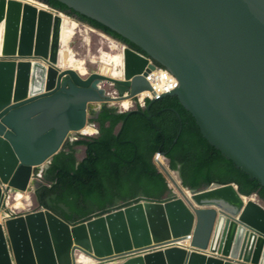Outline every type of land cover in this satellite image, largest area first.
<instances>
[{
  "label": "water",
  "instance_id": "1",
  "mask_svg": "<svg viewBox=\"0 0 264 264\" xmlns=\"http://www.w3.org/2000/svg\"><path fill=\"white\" fill-rule=\"evenodd\" d=\"M59 1L175 76L177 88L148 103L149 117L156 100L177 97L209 144L264 186V0ZM8 13L13 19L0 56V211L5 193L43 186L33 180L36 168L103 104L152 90L148 61L131 49L124 52L125 80L95 71L84 78L58 68L61 15L47 12L45 40V10L0 0V25ZM99 82L113 83L120 97L105 96ZM177 187L181 198L148 199L75 224L45 208L4 221L0 264H77L79 249L99 264H264L261 200L234 183Z\"/></svg>",
  "mask_w": 264,
  "mask_h": 264
},
{
  "label": "trees",
  "instance_id": "2",
  "mask_svg": "<svg viewBox=\"0 0 264 264\" xmlns=\"http://www.w3.org/2000/svg\"><path fill=\"white\" fill-rule=\"evenodd\" d=\"M44 1L139 50L116 32L70 9L67 4L59 0ZM150 111L151 117L139 107L119 114L115 108L103 106L91 120L99 128L98 135L82 138L72 145L67 143L53 157L43 176L45 185L35 194L36 205L75 224L141 200L161 201L169 187L153 163L156 152L165 154L170 169L179 172L183 185L192 191L213 183H234L241 194L258 195L264 202V186L209 144L194 116L177 97L156 101ZM76 146L85 148V157L80 163ZM90 178L95 179L92 190L73 186ZM99 191L107 194L99 195L96 193Z\"/></svg>",
  "mask_w": 264,
  "mask_h": 264
},
{
  "label": "rangeland",
  "instance_id": "3",
  "mask_svg": "<svg viewBox=\"0 0 264 264\" xmlns=\"http://www.w3.org/2000/svg\"><path fill=\"white\" fill-rule=\"evenodd\" d=\"M30 1H32L39 8L48 9L50 11V8H48V6H44V4H40L37 1L34 2V0H30ZM42 2L44 3L45 1H42ZM45 3L46 5L49 4L47 2ZM49 6L51 5L49 4ZM62 16H63V28H62L61 48H60V56H59V68L61 70L74 69L76 71H80V73L82 74H86L84 76H87L88 73L98 70L97 67H95L94 65L90 63V55H93L96 53L97 55L101 56V61H102L100 70H99L100 74L106 75L108 73V69L110 66H113V65L121 66L122 64L121 50L119 51L115 48V46H112L113 49L110 52L108 49L107 40L100 34V33H103L102 31L89 26V24L87 23L78 21L76 17L70 19L71 16L69 15H66V17H64V14H63ZM68 21H72V23H68ZM74 23H76V27H74ZM5 28H6V25L5 23H3L0 27V54L3 53L4 45H5ZM68 33H70V35H68ZM62 37H64V39H62ZM72 39L73 41L71 42ZM70 42H71V45L69 44ZM90 47H91V52L88 51ZM101 47L103 48L104 51L98 53V50ZM82 58H85V60ZM103 89L106 90L107 92H110L113 90L111 87L107 85L105 87L103 86ZM110 105L116 107L117 109L118 108L122 109L118 106H115L114 104H110ZM93 107L94 109H97L99 106L94 105ZM137 108L138 107L136 106L134 110H137ZM81 139H82L81 135L71 134V136L69 137V142L74 143ZM78 148H84V147L80 146ZM77 155L79 158H81L83 156V152H79L77 153ZM168 165H169V162H168ZM49 166L50 165L47 164L39 168V170H45ZM160 172L165 176L168 182L169 188H170L169 192L166 194L164 199L181 198L182 195L179 192V190L176 188L175 183L172 180H170V178L167 177L162 170H160ZM33 180H36V179L34 178ZM180 185L183 189L186 190L184 185H182L181 183ZM32 187H33V190L29 191V193H25L26 194L25 200H29L31 197L32 205H34V209H36L38 206L36 205V201H35L36 199L35 193H34L35 186L32 185ZM18 193H22V192H18ZM25 200L24 201H16V200L12 201L13 205H15V209L19 211L23 210L25 208L23 204ZM261 202L264 204L263 201Z\"/></svg>",
  "mask_w": 264,
  "mask_h": 264
},
{
  "label": "built area",
  "instance_id": "4",
  "mask_svg": "<svg viewBox=\"0 0 264 264\" xmlns=\"http://www.w3.org/2000/svg\"><path fill=\"white\" fill-rule=\"evenodd\" d=\"M100 34L107 40V42H108V49H109L110 52L113 49L112 46H115V48L117 50H119V51L122 50L123 52H125L126 49H131L132 51H134L135 53H137L138 55H140L144 59L148 60V65L146 66L144 72L146 73V79L150 83V85L152 87V90L151 91L150 90H146V91H143V92L150 93V95H151L150 101L151 100H154L156 98H159V97H161V96H163V95H165V94H167V93H169V92H171V91H173V90H175L177 88L178 81L175 78V76H173L168 70H166V69L158 66L150 57H148L147 55H145L141 51H138L136 49H133V48L129 47L126 44H123V43H121L119 41H116V40L108 37L104 33H100ZM73 39L71 40V42L73 41ZM71 42L69 44H71ZM88 51L91 52V47L88 49ZM102 51H104V50L101 47L98 50V53H100ZM123 62H124V58H123ZM90 63L93 64V65H97L98 69H100V66H101V63H102L101 56L100 55H97V53L96 54H93V56H90ZM150 65H154L155 68L154 69H150L149 68ZM143 75H145V74H143ZM119 80H125V63L123 64V67H122V75H121V77H120ZM102 83H103V86L104 87L107 85L109 87H112V89H113L110 92H107L106 90H104L105 91V96L112 97V98H116V99H118L120 97V93L118 92V90L114 89L113 83H109V82H102ZM143 92H141V93H143ZM126 95H128V94H126ZM138 96H139V94H137L133 98H130V101L132 102V107L130 109H119V108L117 109L116 107L110 105V104H114L113 102H116L114 105L121 108L120 101L122 99L121 100L112 101V102H106L104 105H106L107 107H111V108L117 109V111L119 113H125V112H128V111H131L136 106L139 107V108H141V109H145L146 107H144L142 105V103L140 102V99H139ZM160 99H158V100H160ZM158 100H156V101H158ZM92 126L95 127V125H92ZM98 133L99 132L96 130V133L95 134H98ZM84 136H93V135H84ZM158 155H160V154H158ZM154 161H155L156 165L161 170V167L158 164V162L155 159H154ZM35 178L36 179H39V180L42 179V171H40L39 173H37ZM177 180H178V178H177ZM180 183L181 182L179 181V185H180ZM3 189H4V187H3ZM15 193H17V192H11V191H9V192L5 193L4 194V196H5V198H4L5 199L4 204L7 205L8 202L10 201V199H11V196L13 194H15ZM172 199H176V198H172ZM31 209H32V205L31 206H28L26 209H23V210H20V211H16V210H13V208L11 206L10 207V211L9 212H6V218L7 219L16 218L21 213L28 212ZM4 221H7V220L2 219V222H0V223H3ZM181 243H184V242H181ZM181 245H183V244H181Z\"/></svg>",
  "mask_w": 264,
  "mask_h": 264
},
{
  "label": "bare ground",
  "instance_id": "5",
  "mask_svg": "<svg viewBox=\"0 0 264 264\" xmlns=\"http://www.w3.org/2000/svg\"><path fill=\"white\" fill-rule=\"evenodd\" d=\"M40 2V4H42L43 2L42 1H40V0H34V2ZM22 2H24V3H27V2H29V3H32V4H34L32 1H30V0H22ZM35 5V4H34ZM37 6V5H36ZM44 6H48V8H52V10H54L55 12H56V14H59V15H63L64 14V17H66V13H64V12H62V11H59V10H57V9H55V8H53V7H51V6H49V4L48 5H46V3L44 2ZM38 7V6H37ZM9 8H10V5H9ZM38 9H39V11H43V10H45L46 11V14L43 16V21H42V23H43V37H44V39L46 40V38L48 37V33L50 32V21H51V17L49 16V14L47 13L49 10L48 9H41V8H39L38 7ZM51 10V9H50ZM10 19H13V18H11L10 17V15H9V13L7 14V17L5 18V20L1 23V25L3 24V23H5V25H6V28H5V33H6V29L8 28V21L10 20ZM62 19H63V16H62ZM70 19H72V17H70ZM68 23H72V21H68ZM1 25H0V27H1ZM74 27H76V23H74ZM68 35H70V33H68ZM62 39H64V37H62ZM4 48H5V45H4ZM61 48V47H60ZM19 49H20V47H19ZM18 49V50H19ZM121 52H122V55H121V61H122V64H121V66H116V65H113V66H110L109 67V69H108V73L106 74V75H103V74H101V75H103V76H105V77H109V78H112V79H120V77H121V75H122V67H123V64H124V62H123V58H124V52L121 50ZM4 55V50H3V53L2 54H0V56H3ZM59 56H60V50H59ZM90 56H93V55H90ZM141 57V56H140ZM143 58V57H142ZM82 59H84L85 60V58H82ZM144 59V58H143ZM148 61V60H147ZM87 64V63H86ZM89 64V63H88ZM58 68H59V57H58ZM60 69V68H59ZM72 70H74V69H72ZM74 71H76V70H74ZM77 73H79L80 75H86V74H82V73H80V71H76ZM108 75H110V76H108ZM97 87L98 88H101V90H103L102 89V87H103V83H101V82H99L98 84H97ZM139 99H140V102L142 103V105L144 106V107H146L147 105H148V102L150 101V99H151V95H150V93H148V92H143V93H140L139 94ZM114 104L116 103V102H113ZM120 103H121V108L122 109H130L131 107H132V102L130 101V98H125V99H122L121 101H120ZM96 133V130H95V128L92 126V125H87L81 132H80V134H82V135H94ZM155 160L158 162V164L161 166V167H163V168H165L167 171H168V177L170 178V180H172L175 184H176V188H177V185H179V181L177 180V177H176V175H175V173L173 172V171H171V169L169 168V166H168V161L164 158V157H162L161 155H157L156 157H155ZM25 193H29V192H22V193H15V194H13L12 196H11V199H10V201L8 202V204H7V209H10V203L12 202V201H14V200H16V201H24L25 199H26V194ZM185 193L188 195V193L185 191ZM17 194V195H16ZM15 195H16V197H15ZM24 204V206H25V208L24 209H26L28 206H31L32 205V201H31V197H30V199L29 200H25V202L23 203ZM22 204V205H23ZM12 208L13 209H15V205H13L12 206ZM16 210V209H15ZM2 221V219H0V222ZM97 250L99 251V252H97L98 254H100V255H104V252L101 250V248H97ZM81 254V255H80ZM77 255H79V256H77ZM85 256V257H84ZM119 261H121L122 259L121 258H119L118 259ZM76 263L77 264H98L97 262L95 263V261L93 260L92 261V259L90 258L89 259V257H88V259H87V257H86V255L84 254V252L81 250V249H79L78 251H76Z\"/></svg>",
  "mask_w": 264,
  "mask_h": 264
},
{
  "label": "clouds",
  "instance_id": "6",
  "mask_svg": "<svg viewBox=\"0 0 264 264\" xmlns=\"http://www.w3.org/2000/svg\"><path fill=\"white\" fill-rule=\"evenodd\" d=\"M56 9V8H55ZM66 13V12H65ZM71 45V44H70ZM60 47H61V44H60ZM60 47H59V50H60ZM124 63H125V61H124ZM93 65V64H92ZM95 67H97V65H94ZM97 69H98V67H97ZM99 70L100 69H98L97 71H95L96 73H99ZM90 74L91 73H88L87 74V76H84V75H81L82 77H84V78H86V77H88V76H90ZM100 74V73H99ZM116 80H119V79H116ZM123 81V80H122ZM112 88V87H111ZM102 89H103V87H102ZM104 90V89H103ZM126 95V94H125ZM103 106H106V105H104L103 104ZM147 107V106H146ZM138 109V108H137ZM146 109V108H145ZM117 110V109H116ZM131 111H134V109L133 110H131ZM128 112H130V111H128ZM88 125V124H87ZM89 125H95V123H91V121L89 122ZM98 132H99V130L96 128V126L94 127ZM81 132V131H80ZM80 132L79 133H75V134H79V135H81L82 136V138H87V137H95L96 135H98V134H95V135H93V136H84V135H82V134H80ZM71 136V135H70ZM66 142H69V139L66 141ZM77 142V141H76ZM75 143V142H74ZM63 149V148H62ZM62 151V150H61ZM60 151V152H61ZM59 152V153H60ZM162 153V152H161ZM158 154H160L159 152H156L155 153V155H154V157H153V159H155V157L158 155ZM162 157H164L165 158V156L164 155H162V154H160ZM166 159V158H165ZM47 164H51V161L50 162H46L45 164H43V165H41L39 168H41V167H43V166H45V165H47ZM169 166V165H168ZM161 167V166H160ZM39 168H36V170H35V175L33 176V179L36 177V174L37 173H39L40 171H42V179H36L37 181H41V182H43V185H45L44 184V181H43V176H44V170H39ZM161 170L163 171V169H162V167H161ZM171 171H173V170H171ZM164 172V171H163ZM174 173H175V175H176V172L177 171H173ZM179 173V172H178ZM166 175V174H165ZM167 176V175H166ZM177 176V175H176ZM180 176V175H179ZM168 177V176H167ZM178 178V177H177ZM180 179H181V177H180ZM179 180V179H178ZM180 181V180H179ZM181 181H182V179H181ZM180 181V182H181ZM181 184L183 185V183L181 182ZM176 185V184H175ZM236 185V184H235ZM177 186H179L180 188H182L181 187V185H177ZM42 187V186H41ZM168 187H169V185H168ZM40 188V187H39ZM38 188V189H39ZM185 188H187V187H185ZM177 189H178V187H177ZM170 190V189H169ZM190 190V189H189ZM17 192H20V191H17ZM29 192V191H28ZM34 193H35V191H34ZM36 194V193H35ZM182 197V196H181ZM252 198H255L257 201H259L260 202V199L258 198V195H252L251 196ZM259 200H258V199ZM33 199V198H32ZM177 199V198H176ZM148 200V199H147ZM167 200H174V199H167ZM141 201H145V200H141ZM262 201V200H261ZM4 202H5V199H4ZM140 202V201H139ZM261 203V202H260ZM133 204H135V203H133ZM5 205V208L4 209H1V211H0V219H5V220H11V219H7L6 218V212H9L10 211V209H7V205L6 204H4ZM130 205H132V204H130ZM129 206V205H128ZM125 207V206H124ZM44 207L43 206H38L36 209H34V205H32V209L30 210V211H28V212H23V213H21L18 217H20V216H25L27 213H30V212H32V211H37V210H42ZM123 208V207H122ZM46 209V208H45ZM116 209H119V208H116ZM13 210H15V209H13ZM114 210V209H113ZM16 211H19V210H16ZM24 214V215H23ZM18 217H16V218H18ZM14 219V218H13ZM85 254V253H84ZM86 255V254H85ZM86 257L88 258L89 256H87L86 255ZM89 259H90V257H89ZM92 259V258H91ZM92 261H93V259H92ZM95 261V260H94ZM95 263H96V261H95ZM98 263V262H97ZM99 264V263H98Z\"/></svg>",
  "mask_w": 264,
  "mask_h": 264
},
{
  "label": "flooded vegetation",
  "instance_id": "7",
  "mask_svg": "<svg viewBox=\"0 0 264 264\" xmlns=\"http://www.w3.org/2000/svg\"><path fill=\"white\" fill-rule=\"evenodd\" d=\"M44 1V0H43ZM38 3H40V2H38ZM42 4H44V3H42ZM51 11H53V12H55L54 10H52V8H51ZM56 13V12H55ZM74 17H76V18H80L79 16H74ZM89 26H91L90 24H89ZM91 27H93V26H91ZM94 28V27H93ZM96 29V28H95ZM99 30V29H98ZM103 32V31H102ZM103 33H105V32H103ZM105 35H107L108 37H110V38H112V39H114V40H116V41H119V42H121V43H123V44H126V43H124V42H122L121 40H119L118 38H116V37H114V36H111V35H109V34H107V33H105ZM127 45V44H126ZM94 183H95V179H93V178H90V179H84V180H82V181H79V182H76V183H74V187H76V188H83V189H89V190H92V189H94ZM62 193H64V192H62ZM96 193H98L99 195H102V196H104V195H106L107 193L106 192H96Z\"/></svg>",
  "mask_w": 264,
  "mask_h": 264
},
{
  "label": "crops",
  "instance_id": "8",
  "mask_svg": "<svg viewBox=\"0 0 264 264\" xmlns=\"http://www.w3.org/2000/svg\"><path fill=\"white\" fill-rule=\"evenodd\" d=\"M51 9V8H50ZM99 108V107H98ZM97 108V109H98ZM99 110H101V108L99 109ZM146 110V109H145ZM118 112V111H117ZM119 113V112H118ZM126 113V112H125ZM119 114H123V113H119ZM95 126H96V128L99 130V128H98V126H97V124H95ZM96 130V129H95ZM97 136V135H96ZM70 144V145H72V144H74V143H70V142H66L65 144ZM77 148L78 147H80V146H76ZM83 147V146H82ZM76 148V150H77V153H79V152H83V156L81 157V158H79L78 157V155H77V153H76V156H77V159H78V162L80 163L83 159H84V157H85V148H78L77 149ZM53 160V159H52ZM51 163H52V161H51ZM153 163H154V165L156 166V168H157V170L160 172V168L156 165V163H155V161H154V159H153ZM51 165V164H50ZM50 167V166H49ZM49 167H47L45 170H44V172H46L48 169H49ZM161 173V172H160ZM162 174V173H161ZM163 175V174H162ZM164 176V175H163ZM165 177V176H164ZM10 206H13V202H11L10 203Z\"/></svg>",
  "mask_w": 264,
  "mask_h": 264
}]
</instances>
